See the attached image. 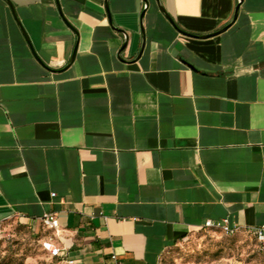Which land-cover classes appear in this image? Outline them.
<instances>
[{"label": "crops", "instance_id": "crops-1", "mask_svg": "<svg viewBox=\"0 0 264 264\" xmlns=\"http://www.w3.org/2000/svg\"><path fill=\"white\" fill-rule=\"evenodd\" d=\"M208 219L264 225V0H0V232L162 264Z\"/></svg>", "mask_w": 264, "mask_h": 264}, {"label": "rangeland", "instance_id": "rangeland-1", "mask_svg": "<svg viewBox=\"0 0 264 264\" xmlns=\"http://www.w3.org/2000/svg\"><path fill=\"white\" fill-rule=\"evenodd\" d=\"M45 235L14 220L0 232V264H65L50 258ZM162 264H264L248 229L204 228L189 234L161 257Z\"/></svg>", "mask_w": 264, "mask_h": 264}, {"label": "built area", "instance_id": "built-area-1", "mask_svg": "<svg viewBox=\"0 0 264 264\" xmlns=\"http://www.w3.org/2000/svg\"><path fill=\"white\" fill-rule=\"evenodd\" d=\"M54 195V193H53ZM42 224L46 226L47 228L53 229L54 231H57L59 228V223L57 217L53 213H45L41 217ZM205 228H220L223 229L227 232H233L234 229L230 228L228 226V220L227 219H221L219 221H212V220H206L204 223ZM252 233L254 234L258 244H259V249L261 253L263 254L264 258V225L255 227L253 229H250ZM46 247L48 250V255L50 258H60L61 256V248L55 245L52 242V238H49L48 241L46 242ZM62 263L65 264H75L74 262L67 261L64 259H60Z\"/></svg>", "mask_w": 264, "mask_h": 264}, {"label": "water", "instance_id": "water-1", "mask_svg": "<svg viewBox=\"0 0 264 264\" xmlns=\"http://www.w3.org/2000/svg\"><path fill=\"white\" fill-rule=\"evenodd\" d=\"M239 2H240V0H239ZM161 9L163 10V8H161ZM163 11H164V10H163ZM237 12H238V7H237V9H236L235 16H236Z\"/></svg>", "mask_w": 264, "mask_h": 264}, {"label": "trees", "instance_id": "trees-1", "mask_svg": "<svg viewBox=\"0 0 264 264\" xmlns=\"http://www.w3.org/2000/svg\"><path fill=\"white\" fill-rule=\"evenodd\" d=\"M23 225H25V224H23ZM215 229H218V228H215ZM53 259H57V258L54 257Z\"/></svg>", "mask_w": 264, "mask_h": 264}]
</instances>
